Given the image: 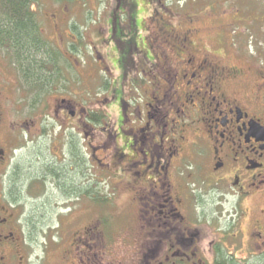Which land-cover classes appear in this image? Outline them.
<instances>
[{
  "label": "flooded vegetation",
  "instance_id": "1",
  "mask_svg": "<svg viewBox=\"0 0 264 264\" xmlns=\"http://www.w3.org/2000/svg\"><path fill=\"white\" fill-rule=\"evenodd\" d=\"M231 1L239 5L237 13L209 11L220 17L209 22L217 29V52L196 42L199 28L161 25L159 12L146 11L143 0H115L126 19L121 25L128 34L143 35V45L136 41L129 51L122 44L129 51L122 64L120 46L111 40L113 50L95 51L91 77L109 71L114 78L115 71L124 81L135 71L138 79L124 96L108 88L88 107L84 95L77 101L61 96L38 114L36 104L53 85L40 95L34 85L23 86L20 66L0 49V264H55L53 244L39 243L36 224H57L58 243L62 229L63 240L69 229L85 224L83 235L71 239L75 249L67 245L59 252L62 264H99L103 182L108 195L122 190L134 199V224L156 245L157 264H216V259L264 264V73L251 68L246 73L221 51V38L231 39L234 32L231 24L241 23L245 31L236 33L248 36L262 58L264 40L259 47L252 40L258 31L264 35V6L246 0L250 13L244 17L241 3L227 4ZM129 11L134 17H127ZM144 12L154 22L152 34L141 20ZM227 15L232 23L223 21ZM117 17L114 10L108 15L110 35ZM53 26L60 44L74 38L68 25ZM198 47L205 51L201 57ZM57 48L63 55L68 50L64 44ZM230 53L236 60L244 57L243 51ZM253 74L262 83L254 84ZM21 89L35 94L27 113ZM234 224L238 241L256 246L248 260L223 253L220 239L210 237L214 227L227 239ZM76 248L87 255L76 254Z\"/></svg>",
  "mask_w": 264,
  "mask_h": 264
},
{
  "label": "rangeland",
  "instance_id": "2",
  "mask_svg": "<svg viewBox=\"0 0 264 264\" xmlns=\"http://www.w3.org/2000/svg\"><path fill=\"white\" fill-rule=\"evenodd\" d=\"M139 1L140 0H132L133 3ZM233 1L241 3V7L244 10L242 16L248 17L247 14L250 12L245 10L248 8L245 4L246 0ZM254 1L260 6H264V0ZM232 3L233 2L231 1L230 4H227V0H145L144 7L146 11L150 12L151 10H156L159 12L157 18L160 17L162 19H158L159 21L157 20V22H159L161 25L168 26L169 24L174 28H178L179 26H182V28L184 26H193L199 28L200 31L196 37V42L201 41L205 48L206 46L211 47L212 49L214 47L215 51L218 52L219 50L216 49L219 47V44H217L218 36L216 35L217 29L216 27L211 29L209 22H211V18L219 20L220 17L218 15H209V11L217 13H220L221 11H227L234 13L236 10H238L239 5ZM115 6V0H75L73 2L39 0L38 3L32 5L31 9L38 15L41 32L43 36L46 37L50 42V46H52L59 54L60 66L62 68V78L54 82L53 86L51 87V89L54 88L56 91L52 89L48 95H45L42 90H36L35 94H44L40 99L41 101L36 104L38 114H40V109L45 108L46 105H54V102L51 101V99L54 97L59 98L64 96L77 101L80 95H84L86 99V107H88L92 103L96 104V101L91 100H93V98H98V94L100 92L105 93L108 88L111 90L113 87H115L116 96L119 98L124 96V92L126 90L136 84V80L138 78L135 71L133 77H129V79L124 81L123 75H120L115 71L114 78L110 77L109 71H106V73L98 71V77L96 78L97 81L94 79L95 77H91V75L96 73L97 68V61H95L97 59L95 51L98 50L104 55L105 52H108L111 49L113 50V47L111 48L113 40L111 43L112 37H110V26L109 23H107V20L108 15L114 10ZM64 8H66V10H64ZM133 14H135V12H133ZM145 14L147 15V13L144 12V18L141 20L148 25V28H150V34H152V29L154 30L155 28L153 27L154 22L152 21L151 23L150 19ZM119 17H121L123 22L126 21L124 14L122 15L120 13ZM127 17L131 18L134 16H132V13L129 11ZM190 17L193 18V20H188ZM227 18L230 17L228 15L224 16L223 21L225 20V23H232V20ZM55 22H58L63 28L67 27L64 25H68L71 30L70 34L74 35V38H70V36L64 38L60 44V42L54 37L53 24ZM123 25H125V23H123ZM212 25L215 26V23H212ZM231 26L232 31L234 30L231 39L230 35H228V37H220L225 48L221 51L226 53L235 64L242 67L246 73L248 70H250V68L264 73V53L261 54L262 58H260L258 53H256V49H254L250 43L248 45V36L243 37L240 36V33H236L239 31L242 33L243 30L245 31L244 25L241 23H236L235 25L231 24ZM124 27L125 31H127V26ZM133 35H135V41H137L136 45H143V35L138 34L137 30H135L132 33H129V39H131ZM263 40L264 35L262 32L258 31L257 35L252 41L254 42L255 46L259 47L258 43ZM238 41L241 42V44H239ZM58 44L59 46L64 44L66 47H68L67 52L63 51L64 55L58 50ZM233 44H236V49L234 46H232ZM108 47H110V49ZM170 47L173 46H167V48ZM198 49L199 51L196 55L197 57H201L205 52L204 48L202 50L200 47H198ZM232 49L235 51H243L244 57H242L240 60H236V58L232 57V53H230ZM112 52L115 54V59L118 60L119 54L117 50ZM112 52L107 58L111 69L112 61L110 60V57ZM169 53H171V51ZM228 57H223L221 60L226 61L228 60ZM248 58H251L252 60L249 61ZM75 62L78 64L76 65ZM84 71L85 74L80 77L78 73H82ZM251 78L254 84L258 82L262 83L261 81L263 77L253 74ZM24 83L25 81L23 80L22 85ZM20 92L22 94V102L20 104L22 105L25 113H27V111L31 108L30 106L34 103L32 97H34L35 94H31L32 92L30 93V91L27 89H21ZM99 106H101V104ZM116 114V112H113L115 117ZM30 156L31 155H29V157ZM102 178L104 179V177ZM106 188V184L103 182L101 189V204L99 206L102 221L101 224H96V228L98 227L101 231L100 248L99 244L95 246L98 251L100 250L99 253H101L99 262L101 264H157L156 260L153 259L154 255L156 254L154 249L156 245L147 239L144 232H140L142 231L139 228L141 224H134L136 221V208L133 205L131 206V201L134 199L131 198L129 193H126L122 190L116 195H108V190ZM93 215L90 217V219H93ZM56 225L57 224H36V233L39 243L46 241V243L53 244L50 245V247L53 249V260L55 264H59L60 261L62 264L61 254L59 252L67 245H71V248L75 249L71 239L73 236L75 238L76 236L78 237L83 235V231L85 229H83L84 227L82 226L85 224H77L76 226L78 227L74 226L69 229L65 239L63 240L62 237L64 236L65 231L62 229V232H60L59 235L62 243H58L59 240L57 239L56 234L58 228ZM87 225L88 224H86V226ZM251 225L252 224H245V227L250 228ZM92 226H95V224H92ZM136 228L139 230L137 236L135 235L137 230ZM233 228H238V224H234ZM241 228L243 229L244 226L242 225ZM216 232V228L213 227L211 229L210 237L213 238L214 242L218 238L220 239L221 243L219 244V248H221L223 253L231 252L236 258H244L245 260L251 258V255L255 253V245H252L245 238L243 243L238 241L239 232L237 229L234 230L233 234L231 233L232 235L227 236V239H222ZM234 234L237 235V237H235ZM134 236L135 239L133 240L132 238H134ZM214 246L212 245L214 250H216V247ZM75 253L87 255L88 251H84V249L81 248H76Z\"/></svg>",
  "mask_w": 264,
  "mask_h": 264
},
{
  "label": "trees",
  "instance_id": "3",
  "mask_svg": "<svg viewBox=\"0 0 264 264\" xmlns=\"http://www.w3.org/2000/svg\"><path fill=\"white\" fill-rule=\"evenodd\" d=\"M38 1L0 0V49L16 60L26 84L30 87L34 85L37 90L45 92L60 79L58 77L62 73V68L59 54L50 46L48 39L43 36L38 15L31 9L32 5ZM56 1L73 2L75 0ZM114 12L120 15L121 10L119 7H115ZM122 23L120 17L113 21L110 37L120 46L119 62L123 64V61L128 60L127 57L123 60V57L129 53L136 41L135 35L129 39V34L121 25ZM122 44L127 46L129 51L124 50ZM215 263L238 264L227 262L226 259H216Z\"/></svg>",
  "mask_w": 264,
  "mask_h": 264
}]
</instances>
